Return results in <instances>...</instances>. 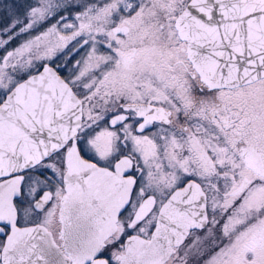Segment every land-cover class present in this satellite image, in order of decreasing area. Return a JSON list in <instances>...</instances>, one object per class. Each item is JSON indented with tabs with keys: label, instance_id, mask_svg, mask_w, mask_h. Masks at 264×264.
Returning <instances> with one entry per match:
<instances>
[{
	"label": "snow or ice",
	"instance_id": "snow-or-ice-1",
	"mask_svg": "<svg viewBox=\"0 0 264 264\" xmlns=\"http://www.w3.org/2000/svg\"><path fill=\"white\" fill-rule=\"evenodd\" d=\"M4 8L0 264H264V0Z\"/></svg>",
	"mask_w": 264,
	"mask_h": 264
},
{
	"label": "rangeland",
	"instance_id": "rangeland-1",
	"mask_svg": "<svg viewBox=\"0 0 264 264\" xmlns=\"http://www.w3.org/2000/svg\"><path fill=\"white\" fill-rule=\"evenodd\" d=\"M18 3H23V0H17ZM25 2V0H24ZM32 3H35V0H31ZM8 3L11 4V0H0V13H3L6 11V9L4 8V4ZM55 21L53 20L51 23H54ZM51 23L46 21L43 24H41L36 30H35V34H38L40 31H45L47 30V27L51 26ZM22 42V41H21ZM69 47H71V44L69 45ZM86 55V50L82 51L80 56L77 57V59H80L82 56ZM155 130H152L151 132L147 133V135H153Z\"/></svg>",
	"mask_w": 264,
	"mask_h": 264
},
{
	"label": "flooded vegetation",
	"instance_id": "flooded-vegetation-1",
	"mask_svg": "<svg viewBox=\"0 0 264 264\" xmlns=\"http://www.w3.org/2000/svg\"><path fill=\"white\" fill-rule=\"evenodd\" d=\"M152 130H155V129H154V128H150V129H148V130L146 131V133H145V134H147V133L151 132Z\"/></svg>",
	"mask_w": 264,
	"mask_h": 264
},
{
	"label": "trees",
	"instance_id": "trees-1",
	"mask_svg": "<svg viewBox=\"0 0 264 264\" xmlns=\"http://www.w3.org/2000/svg\"><path fill=\"white\" fill-rule=\"evenodd\" d=\"M23 3H24V0H23Z\"/></svg>",
	"mask_w": 264,
	"mask_h": 264
}]
</instances>
